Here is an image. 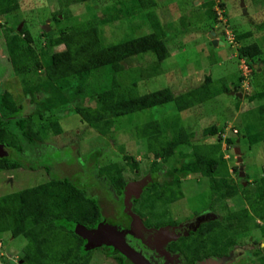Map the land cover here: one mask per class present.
<instances>
[{"label": "rangeland", "instance_id": "obj_1", "mask_svg": "<svg viewBox=\"0 0 264 264\" xmlns=\"http://www.w3.org/2000/svg\"><path fill=\"white\" fill-rule=\"evenodd\" d=\"M210 1L214 4L212 5ZM136 3L133 0L82 1L71 4L68 10L59 14V17L63 19L66 14H71L79 19H94L105 11L104 7H118L119 10H123L125 5L132 7L130 15L122 11L120 20H112L102 25L103 41L109 45L153 31L152 21L144 17L145 13L152 11L161 23L163 35H166L170 56L157 64L155 53H143L130 58L121 72L115 73L108 71L107 68H100L82 79L69 78L65 83L60 82L59 86L67 95L73 97L72 100L64 104L57 93L51 92L52 98L57 101L53 103L54 109L36 114L35 119L38 125H45L58 119L62 132L50 130L45 139L38 144L29 145L24 142L22 152L17 148L12 151L10 159L20 160L22 166L0 169V196L47 182L53 176H62L61 173L64 172V175H67L69 171L80 177L81 184L87 185L89 177L84 167L87 161L96 162L99 167L120 163L125 168L123 175L128 183L136 182L135 180L144 181L149 172L166 173L169 167L164 160L155 159L154 153L149 154L151 152L149 138L139 135L138 132V126L151 120L169 121L170 137L175 128H185L186 132L194 134L195 143L207 142L210 137L204 134V130L217 125L223 128L222 150L230 167V176L240 189L242 185L254 187L256 180L264 175V139L251 145L246 136L247 128L254 120L253 116L246 117L248 111L264 103V98L249 100L246 96L264 89V62L260 64L262 57L264 58V0H245L248 14L244 13L241 0H156V5L143 11L139 8L134 9ZM221 3H224V6H221ZM21 5L22 8L15 12L16 19L12 16L14 13L0 16V91H10L18 104L23 106L19 114L30 115L35 111L36 104L32 97L25 93V87L43 81L45 71L40 69L36 72L33 62V70L27 76L28 84L23 82V76L14 72L8 58L5 29L7 27L19 29L21 24L26 25L39 52L49 35L59 34L54 12L63 7L59 0H21ZM214 10L217 18L213 16ZM19 21L20 23L16 25ZM66 24L68 21H63L62 25ZM213 30L217 32L215 37L219 41L216 45L209 36ZM247 31H253L254 34L247 38H238L239 34ZM253 43H258L262 51V54L256 57L259 61L255 63L258 68L256 72L248 69L247 59L239 55L240 47ZM38 55V59L41 60V55ZM153 66H157L158 72L155 73L158 74H151ZM148 72L151 75H148ZM113 74L124 88L136 82L141 93L169 87L176 95L203 84L210 75L216 95L203 104L185 111H179L175 102H169L117 117L111 132L103 134L82 119L77 107L99 106L97 98L100 92L112 85L109 77ZM240 76H243V81L239 84L238 92L242 93V97L233 93ZM226 86L231 89L230 92L225 90ZM41 96L43 94H40ZM229 136L234 139V144L227 143L226 138ZM210 140L215 142L217 137H211ZM238 145L242 149L245 172L243 176L235 153ZM186 148L182 146L179 150ZM126 155L135 159H127ZM67 160L73 162L70 169L62 165ZM76 161L78 163H75ZM175 161L176 159L170 160ZM234 165L239 167L238 171L233 170ZM153 169H157L156 172ZM167 176L161 177V180L156 179L153 185L151 181L146 184L147 188L154 189L155 192H152L154 194L152 200L145 202L141 200V210L150 223L173 216L179 217L183 222L196 211L211 207L213 201L214 209L221 215H226L229 210L236 211L247 206L242 192L230 199H221L217 194L212 199L209 178L197 175L187 176L182 183V197L176 201L170 202L166 198L154 199L158 193L168 190L170 183ZM97 181L95 187L103 191L107 189L106 179L105 183L100 179ZM147 188L142 199L147 197L146 195L150 196L151 190ZM103 205L109 211H113L111 215L115 216L117 211L115 204L104 198ZM258 218L256 217L254 221ZM262 222L264 223V219ZM256 228L254 225L236 240L243 244L248 241L250 235L254 239L261 236L259 231H255ZM194 237L195 235H192L186 241L190 242ZM26 243L27 240L23 236L14 237L10 232L0 233L2 257L0 264H26L20 260ZM92 256V264H105L108 261L105 260L101 248L94 251ZM250 258L245 255L238 264H250L247 263ZM251 264L256 263L253 261Z\"/></svg>", "mask_w": 264, "mask_h": 264}, {"label": "trees", "instance_id": "obj_2", "mask_svg": "<svg viewBox=\"0 0 264 264\" xmlns=\"http://www.w3.org/2000/svg\"><path fill=\"white\" fill-rule=\"evenodd\" d=\"M82 1L88 0H59L63 8L54 12V21L58 25L59 34L49 35L46 44L39 52L32 33L26 25L20 30L17 27L5 29L6 49L14 72L22 75L23 82L28 84L27 76L32 72L35 62L34 70L37 72L44 69L45 77L43 81L25 87V93L30 95L36 104L35 111L30 115L19 114L23 106L18 104L10 91H0V144L10 150L8 156H0V169L22 166L20 160L10 159V155L15 148L22 152L24 142L36 145L45 139L50 130L62 132L58 119L45 125H38L35 119L36 114L54 109L53 103L57 101L52 98V93H57L64 104L72 100L73 97L67 95L59 86L60 82L65 83L69 78L82 79L100 68H107L108 71L115 73L121 72L126 62L139 54L155 53L157 64L171 54L161 23L152 11L145 13L144 17L152 21L153 31L109 45L103 41L102 25L112 20H120L122 11L130 15L132 7L125 5L123 10L113 6L104 7L105 11L94 19H79L71 14H66L63 19L59 17V14L68 10L71 4ZM133 1L137 2L134 9L139 8L142 11L156 5V0ZM210 2L214 4L213 1ZM220 5L224 6V3ZM20 8H22L21 0H0V16L14 13L12 16L16 19L15 12ZM213 16L217 18L215 10ZM63 21H68V24L62 25ZM17 23L19 24L20 21L16 22V25ZM43 32L47 33L45 30ZM253 34V31H247L239 34L238 38H247ZM38 54L41 55V60L38 59ZM261 54L258 43L243 45L239 51V55L247 59L248 67L252 72L258 70L254 65L259 62L256 57ZM260 62H264L263 57ZM151 68L152 75L158 74L155 73L158 72L157 66ZM109 78L112 85L100 92L97 98L99 106L77 107L82 119L103 134L111 132L117 117L169 102H175L179 111H185L203 104L216 95L210 75L203 84L179 95L169 87L141 93L137 89L136 82L124 88L120 86L115 74ZM241 81L243 76L239 77L236 92ZM225 90L230 92L231 89L226 86ZM40 94L43 96L40 97ZM246 96L249 100L263 99L264 89ZM251 116L254 120L247 128L246 136L250 144L254 145L264 139V103L256 109H250L246 117L251 118ZM169 123L167 120L163 122L151 120L138 126L139 135L149 138L151 151L149 154L154 153L155 159L164 160L169 167L162 177L171 175V177L167 176V181L170 183L168 190L158 193L154 199L166 198L173 202L181 198L182 183L188 175L209 178L213 192L210 193L212 199L216 194L221 199H230L242 192L247 201L246 207L236 211L229 210L220 220L203 225L192 241L188 242V247L193 253L215 247L221 248L224 252L239 235L254 227L256 217L264 218V175L256 180L254 187L242 185L240 189L230 176V167L223 154L221 143L223 128L213 125L204 130V134L210 139L217 137L215 142L207 139V142L195 143L194 134L186 132L183 127L175 128L170 137ZM226 141L229 145L235 143L230 136ZM182 146L187 148L179 150ZM126 158L135 159L129 155H126ZM171 159L176 161L170 162ZM89 162L87 161L88 169L85 168L89 177L87 185L81 184L80 177L70 171L67 175H64L65 172L64 174L59 172L62 176H53L47 182L0 196V233L10 232L14 237L23 236L27 240L23 249L24 263L81 264L78 261L80 260L78 253L85 238L81 235L80 229L97 227L112 218L113 211H109L103 205L104 198L111 202L110 191L95 187V183L99 180L98 176L106 178V183L122 195L128 186V181L123 175L125 168L120 163L99 167L96 162ZM71 164L73 162L69 160L62 163L68 169L73 167ZM238 169L239 167L234 165L233 170L238 171ZM153 170L156 172L157 169ZM147 197L142 201L152 200L151 196ZM211 203L215 204L214 201ZM0 260H2L1 254Z\"/></svg>", "mask_w": 264, "mask_h": 264}, {"label": "flooded vegetation", "instance_id": "obj_3", "mask_svg": "<svg viewBox=\"0 0 264 264\" xmlns=\"http://www.w3.org/2000/svg\"><path fill=\"white\" fill-rule=\"evenodd\" d=\"M84 167L88 169L87 163ZM162 174L149 172L146 179L142 181L146 184L151 181L153 185L156 179H162ZM98 178L105 183L106 178L101 176ZM130 186L131 183H128L126 190L120 195L113 186L107 184L111 203L115 204L117 211L115 216H111L112 218L97 227L90 228L98 229L103 225L108 226L109 231L105 238L107 241L92 242L85 239L78 253L80 258L78 261L81 264H92V253L100 248L104 252L105 260H108L105 264H212L215 261L222 262L221 264H238L245 255L251 257L247 263L251 264L254 261L256 264H264V223L262 222L264 218H258L255 221L257 227L255 231L261 233V236H256L255 239L250 235L248 241L243 244L236 240L224 252L221 248L220 250L215 247L209 250L204 248L193 253L186 239L195 235L203 225L220 220L225 215H221L212 204L211 207L196 211L183 222L179 217L173 216L162 219L160 222L150 223L141 210L142 196L148 185L141 191ZM152 192L155 193L154 189L151 190V197L154 195ZM147 198L145 197V200ZM165 230L169 233L164 234ZM20 260L23 262L22 258Z\"/></svg>", "mask_w": 264, "mask_h": 264}, {"label": "water", "instance_id": "obj_4", "mask_svg": "<svg viewBox=\"0 0 264 264\" xmlns=\"http://www.w3.org/2000/svg\"><path fill=\"white\" fill-rule=\"evenodd\" d=\"M241 4L244 8V13L245 14H248V11H247V8L245 7V0H241ZM23 24H21L19 26V30L22 28ZM45 30H49V28H45ZM217 35V32L215 30H213L211 32V34L209 35L211 38H213V42L214 44L216 45L219 41L218 39L215 37ZM222 42V41H220ZM223 43V42H222ZM260 64H263V63H260ZM255 67H257V64H255ZM260 69V68H259ZM233 93H236L235 91H233ZM238 96L239 97H242V93L241 92H237ZM235 153L237 154V159H238V163H239V166H240V169H241V175L243 176L245 174V172L243 171L244 169V166H243V156H242V149L240 146H237L235 148ZM9 155V152L5 149L4 145L3 144H0V156H8ZM133 185L130 186V188H135V189H138V191H141L142 188L144 186H146V182H134V183H131ZM107 231H109V227L108 226H101L100 228H95V229H90V228H86V227H82L80 229V232H81V235L87 239L88 241H92V242H95V241H98V242H106L107 239H105L107 237ZM166 230L164 231V234H165ZM167 234L169 233V231L166 232ZM92 246V245H91ZM97 245H93L92 247H96ZM222 262H218V261H215L213 262L212 264H221Z\"/></svg>", "mask_w": 264, "mask_h": 264}, {"label": "clouds", "instance_id": "obj_5", "mask_svg": "<svg viewBox=\"0 0 264 264\" xmlns=\"http://www.w3.org/2000/svg\"><path fill=\"white\" fill-rule=\"evenodd\" d=\"M262 63V62H261ZM248 66V65H247ZM248 69H249V67H248ZM237 93V92H236ZM239 146V145H238Z\"/></svg>", "mask_w": 264, "mask_h": 264}]
</instances>
